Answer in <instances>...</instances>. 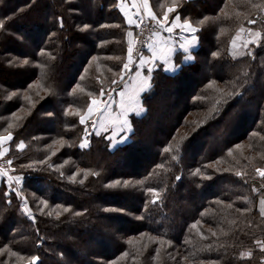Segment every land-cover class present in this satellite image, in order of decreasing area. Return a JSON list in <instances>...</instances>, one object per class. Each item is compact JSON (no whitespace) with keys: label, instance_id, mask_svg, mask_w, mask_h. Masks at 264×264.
<instances>
[{"label":"trees","instance_id":"trees-1","mask_svg":"<svg viewBox=\"0 0 264 264\" xmlns=\"http://www.w3.org/2000/svg\"><path fill=\"white\" fill-rule=\"evenodd\" d=\"M148 2L161 20L175 6L168 22L190 20L197 45L176 43V71L153 64L146 111L113 144L105 132L86 137L74 113L85 114L89 93L122 86L139 22L120 0H0V136L12 134L7 158L21 177L15 187L0 176V264H264V0ZM247 26L261 37L234 57ZM117 180L131 185L107 187Z\"/></svg>","mask_w":264,"mask_h":264},{"label":"snow or ice","instance_id":"snow-or-ice-1","mask_svg":"<svg viewBox=\"0 0 264 264\" xmlns=\"http://www.w3.org/2000/svg\"><path fill=\"white\" fill-rule=\"evenodd\" d=\"M143 7L146 10V13L148 15V17L152 20L156 22V25L159 28H163L166 32H168L169 34H171L175 28H180L182 31H188L191 32L193 35L191 37V40L185 38L183 43L180 44V49H182V51L184 53H188L190 47L194 46L197 37L195 36V33L198 31V29L196 27L193 26L192 22L188 19H185L182 23L180 22V16L177 15L175 17V19L172 21L171 26L166 27L165 25L168 22V13L170 12H175L176 11V7L172 6L169 7L167 9V12L164 14L163 19H158L156 14L152 12L151 8L148 5V0H143ZM121 10H124L123 4H121ZM126 18H127V22L129 24H133L136 23V21H134L131 17H127V13H125ZM208 18H204L203 20L199 21L200 24H203ZM141 23H143V21H141ZM249 24H254L256 23L255 20H248ZM140 24H137V27H139ZM4 27V23L3 21H0V29H2ZM87 25L84 26L85 29H87ZM223 31V30H221ZM241 32L244 31V28L241 27L240 29ZM251 31V30H249ZM129 36H132V33L129 32L128 33ZM237 35H239V33H237ZM253 35L259 39L261 37V33L260 32H255L253 33ZM152 37L155 38L153 40V42H149L147 43V48L151 51L152 55L150 59H146L144 55H140L139 57V67H144L146 64L151 63L156 61L157 59L161 60L164 64L167 65V67L165 68V71H169V72H173L176 71L177 68L179 67V65L176 64H172L170 61V57L171 54L175 51V48L172 47L169 44L168 40H162L160 38V33L159 31H152ZM251 42H255V41H251ZM232 45L233 47L236 46V40L235 38L232 40ZM246 46V45H245ZM133 50H134V45L131 41H129V46H128V56H127V62L123 64V69L124 70H129L130 69V65L133 63ZM249 55H252V53H248ZM41 55H45V53L41 52ZM213 55H219V53H214ZM237 55V53L233 52V56L235 57ZM239 55H243V53H239ZM54 59V57H52ZM95 59V58H93ZM119 59V58H117ZM185 60H191L192 57L191 55H185L184 56ZM22 65H27L29 63V61L27 59L23 60L20 62ZM149 73L152 71V69H148ZM81 79H83V77H81ZM121 80L123 81V74H121ZM151 77L150 76H141V73L139 71L136 72L135 74V78H134V83L131 86L132 90L131 91H120L118 93L120 100L116 101L114 100L111 95L109 94V100L108 101H104L102 99H97L96 97H93L91 93H89L88 95L91 98L85 114L81 115L80 112H76L74 113V115H78L79 116V122L81 124H85L86 121L91 120L93 115H100V120L99 123L101 125V127L104 126V119H103V115H108L111 116V105L112 104H118L119 106V113L118 116L112 120V123H119V124H123L125 127H128L130 129V124L128 122L127 116L129 112H136L137 115H139L140 113L146 111V109L143 108L140 100H139V94L141 92H146L149 91L151 88V83H150ZM112 83H116L115 80L112 81ZM211 87V85H209ZM31 87V86H30ZM77 87H79V85H77ZM127 85H126V89H127ZM81 91H83V89H81ZM222 91V90H221ZM13 95H16L15 93H13ZM104 95L103 90H101L100 96L102 97ZM226 95H233V93L229 92L226 93ZM30 100V98H27ZM217 103H219V101H217ZM96 124L97 121L96 120H92V127L95 130L96 128ZM9 128L12 127L11 124L8 125ZM5 131H7V129H5ZM121 131H123V128L121 129ZM88 135V130L87 128H85V136L87 137ZM97 135H99V132H97ZM255 135V134H254ZM12 140V134L9 132V134L7 136H0V146H2L4 143H6L7 141ZM88 140L85 138L83 140V142L81 143V147H87L88 146ZM25 147L24 143L21 142L18 145L19 149H23ZM165 152H170L172 151V146L169 145L168 147H166L164 149ZM7 152V148H3V150H0V156H3L5 153ZM176 152H179V145L176 146ZM55 154V153H53ZM229 155H231V153H229ZM173 160H177L178 159V155H173L172 156ZM12 161L9 160L8 164H11ZM40 163H44V161H40ZM219 163V161L217 162ZM158 167H163V165H159ZM255 171L257 172V174L261 177L264 178V168H256ZM96 174V173H93ZM200 174V170L197 169L196 172L193 173V175H198ZM7 172L4 170H0V176H7ZM237 176H242L243 174L240 172L236 173ZM74 179V177H73ZM177 180L180 179V177H176ZM8 180L9 181H15L17 184H20L21 182V177L16 176V177H12V176H8ZM83 181H81L82 183ZM144 182L143 181H137V184L142 185ZM131 185L130 181H115L112 184L107 185V187L113 188V187H124L127 188ZM261 187H264V185H262ZM147 191L149 193H151L153 195V199L150 201V203H157L158 200L160 199V194L155 190V189H147ZM253 191H256V189H253ZM19 195V193H18ZM45 206L46 202H45ZM57 207H60L59 205ZM229 208L232 207V205H228ZM25 211L28 215H31L30 210L27 209L26 206V202H25ZM64 211H69V209L65 208ZM107 211V209H106ZM240 211V210H237ZM245 211H249L248 209H246ZM259 212L261 217H264V197H262L259 200ZM49 215H51V213H48ZM76 215H80V213H76ZM57 216H59V213H57ZM200 222L197 221L195 224L192 225V228H195L197 224H199ZM232 223H235V221H233ZM225 235L227 233H224ZM212 235H216L215 232L212 233ZM256 244L261 248V250H264V241H260L257 240ZM11 255L15 256L17 255L15 252H11ZM125 255H127V253H125ZM241 258H245V257H250L251 256V252H242L241 254ZM38 260V257H32L30 259L29 264H36V261Z\"/></svg>","mask_w":264,"mask_h":264},{"label":"rangeland","instance_id":"rangeland-1","mask_svg":"<svg viewBox=\"0 0 264 264\" xmlns=\"http://www.w3.org/2000/svg\"><path fill=\"white\" fill-rule=\"evenodd\" d=\"M249 30H251V31H249ZM176 32L175 33L177 35H181L182 34V33L178 32V31H176ZM255 32H260L261 33V31H259L257 29H254V28H251L249 26L244 27V31L243 32L238 30L237 33H239V35L236 34L234 36V38L236 40V46L233 47V45H232V50H233L232 53L235 52V53H237V55H239V53H243V49L248 47L249 43H254V42H251V41L257 42L258 39L253 35V33H255ZM136 34H137V30L134 33V38H133V42H132L133 45H134V41H135V38H136ZM245 35H248L249 38H247V39L244 38ZM138 68H139V59L137 61H133V63L130 65V69L127 70V72H126V76L127 77L123 81L122 86L119 89H113V90L110 91V93H108V95L106 97H104V98L100 97L98 99H102L104 101H108L109 100V94H110L111 97L114 100L119 101L120 97H119L118 93L120 91H125L126 90V85L130 87V85H131L130 82L132 80L133 73ZM140 98H139V100H140ZM111 109H112L111 116L103 115V119H104V126L103 127H101V125L99 123L100 115H93L91 120L86 121V125H87L86 128L88 130V134H90L91 132L96 133V134H97V132H99V133H104L105 132V133H107V137H109L111 139V142L113 144L126 142L129 139L128 137H129L131 128L129 129L128 127H125L123 124L112 123V120L115 119L118 116V113H119L120 110H119L118 104H112L111 105ZM132 113H134V112H129L128 116H127L129 124H130V118H131L130 115ZM92 120H96L97 121L95 130L92 127ZM122 128H123V131H121ZM8 142L9 141H7L2 146H0V150H3V148H7V152L3 156H0V170H4V171L7 172L8 175L6 177V182L9 184V186H15L16 187V184H17L16 182L13 183L12 181L8 180V176H12V177L16 176V175H13V168L11 167L10 164H8V161H9V159L7 158V153H8V150H9V143ZM25 202H26L27 209L30 210V206L28 204L29 202H28V200L25 197H23V200L21 201L20 208L24 212V214L27 215V217H29L30 215H28L26 213V211H25ZM30 213H32L31 210H30Z\"/></svg>","mask_w":264,"mask_h":264},{"label":"crops","instance_id":"crops-1","mask_svg":"<svg viewBox=\"0 0 264 264\" xmlns=\"http://www.w3.org/2000/svg\"><path fill=\"white\" fill-rule=\"evenodd\" d=\"M120 4H123L124 11H125V13H127V17H131L134 21H136V24H137V22H139V20H140V18H141L142 16H146V17H148V15H147V13H146V10H145L144 7H143V0H120ZM148 5H149V2H148ZM149 7H150V6H149ZM150 8H151V7H150ZM151 10H152V9H151ZM152 12H153V11H152ZM153 13H154V12H153ZM174 19H175V17H174L171 21H169L165 26H166V27L171 26L172 21H173ZM180 22H181V21H180ZM134 24H135V23L130 24V25H134ZM175 31H178V32H180V33H182V34H181V35H177V34L175 33ZM191 37H192V35H188V31H182L180 28H175L174 31H173L171 34H169L168 32H166L165 30H163V31L160 33V38H161L162 40H168V41H169V44H170L172 47H174V48H176V47H175L176 43H178L179 48H180V44L183 43L184 39L187 38V39L191 40ZM178 38H179V39H178ZM154 39H155V38H154ZM154 39H153V40H154ZM152 42H153V41H152ZM196 45H197V44H196V42H195L194 46L190 47L189 50H191L192 48H194ZM151 55H152V53H151V51L148 49V51L146 52L145 58H146V59H150V58H151ZM156 61H161V60L157 59ZM156 61L151 62V63H148V64H146L144 67H139L138 69H136V70L134 71V73H133L132 80H131V82H130L131 85H130V87L128 86L126 90H127V91H131V90H132L131 86H132L133 83H134V78H135V74H136L137 71H139V72L141 73V76H142V77L146 76V75H147V72H149L148 69H151V67L153 66V64H154ZM142 93H143V92H141V93L139 94V98L141 97Z\"/></svg>","mask_w":264,"mask_h":264},{"label":"built area","instance_id":"built-area-1","mask_svg":"<svg viewBox=\"0 0 264 264\" xmlns=\"http://www.w3.org/2000/svg\"><path fill=\"white\" fill-rule=\"evenodd\" d=\"M141 21H143V23H141ZM139 24L140 26L137 27V34L134 41L133 61H137L140 55L144 54L147 43L154 39L152 37V31H161V28L156 25V22L146 16L140 18ZM244 38L247 39L249 36L245 35Z\"/></svg>","mask_w":264,"mask_h":264}]
</instances>
